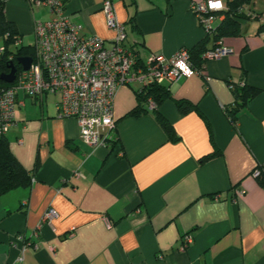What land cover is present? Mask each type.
<instances>
[{"label": "crops", "instance_id": "0c3cea01", "mask_svg": "<svg viewBox=\"0 0 264 264\" xmlns=\"http://www.w3.org/2000/svg\"><path fill=\"white\" fill-rule=\"evenodd\" d=\"M63 1L84 35L110 46L103 0ZM111 1L137 61L153 52L170 56L206 36L192 0ZM248 7L261 16L240 34L209 35L207 49L221 41L230 54L206 60L202 74L181 64L182 76L167 86L171 98L158 111L176 141L148 101L138 116L126 115L138 103L139 82L118 88L112 139L97 147L81 141L76 119L57 117L59 93L17 95L22 104L5 137L32 181L0 195V264H11L26 242L20 264H264V186L251 174L264 163V0ZM4 14L20 42L34 36L36 21L50 18L31 0H6ZM242 83L259 92L233 124L225 113L235 102L230 85ZM173 99L197 111L181 114ZM215 149L220 153L204 159ZM48 208L56 211L50 225L42 221ZM186 234L192 240L181 251ZM19 235L27 239L14 242Z\"/></svg>", "mask_w": 264, "mask_h": 264}, {"label": "built area", "instance_id": "2783aa9c", "mask_svg": "<svg viewBox=\"0 0 264 264\" xmlns=\"http://www.w3.org/2000/svg\"><path fill=\"white\" fill-rule=\"evenodd\" d=\"M31 2L36 7L47 8L50 18L34 24L36 53L29 68L17 71L10 86H0V137L16 124L15 110L22 104L17 100L19 93L30 97L59 93L57 117L76 119L78 137L87 146L105 145L111 141L109 133L115 129L113 105L119 87L132 82H139L141 89L154 83L170 85L182 76L181 64L192 68L186 48L178 49L170 56L153 52L145 60L137 61L136 50L124 44L126 30L118 21L111 0H103L101 4L106 26L114 32L110 47L105 46L104 39L97 35H84L81 27L65 14L63 0ZM189 9L204 32L211 34L224 18L227 6L224 0H192ZM242 10L251 18L255 16L247 6ZM231 52L232 49L218 41L201 57L204 61L219 59ZM148 104L149 108H154L151 99ZM251 174L255 178L264 175V163ZM75 175L79 176V173ZM55 216L56 211L48 208L42 221L50 225ZM25 239V235H19L13 241L23 243ZM191 240L189 234L184 235L179 249L184 251ZM26 246L27 242L21 245V253L11 264H20Z\"/></svg>", "mask_w": 264, "mask_h": 264}, {"label": "trees", "instance_id": "16d2710c", "mask_svg": "<svg viewBox=\"0 0 264 264\" xmlns=\"http://www.w3.org/2000/svg\"><path fill=\"white\" fill-rule=\"evenodd\" d=\"M6 0H0V37L2 39V51L0 52V73L8 72L7 65L14 63L17 71L21 69L17 63V58L21 56H31L35 58V46L34 44L22 45L20 36L13 22L9 21L4 14V4ZM227 6V10L224 11V18L221 20L217 28L212 34L214 40L220 39L224 36H234L240 34L242 25L248 20H259L261 14L255 12L253 18L245 15L242 10L243 7L250 5L253 0H224ZM249 8V7H248ZM130 22L134 21L132 16L129 19ZM262 28V26H260ZM206 34L205 38L196 43L193 47L189 48L190 61L192 68L199 70L200 74L203 73L204 60L202 54L207 50V43L209 41V35ZM18 42V43H16ZM134 50V47L131 46ZM212 49V48H211ZM137 55V51H134ZM11 83H6L0 79V86L8 87ZM169 84H151L142 88L137 93V105L130 110L127 116H138L141 112H144L142 104L144 101L151 99L154 103L152 112L160 127L163 129L166 137L170 141H176L178 136L174 131L173 126L168 120L162 116L158 111V106L166 99L171 98V94L167 88ZM234 94V104L226 108L225 113L230 119L231 123H236V116L238 111L246 104L248 100L253 98L259 90L253 86L242 85L231 87ZM173 102L177 110L181 114L188 113L192 110L197 111V106L184 99H173ZM118 141H113L115 146ZM220 151L215 149L212 153L204 157L207 159L211 156L219 154ZM203 159V160H204ZM257 179L264 186V175L258 176ZM32 177L28 170H26L22 164L16 159L11 152L9 142L4 136L0 137V195L7 193L8 191L17 187H27L31 185Z\"/></svg>", "mask_w": 264, "mask_h": 264}, {"label": "water", "instance_id": "95a60500", "mask_svg": "<svg viewBox=\"0 0 264 264\" xmlns=\"http://www.w3.org/2000/svg\"><path fill=\"white\" fill-rule=\"evenodd\" d=\"M31 62V56H21L17 58V63L20 65L22 70H27ZM7 68L9 69V71L5 73H0V79L6 83H12L15 79L17 68L14 63H9L7 65Z\"/></svg>", "mask_w": 264, "mask_h": 264}, {"label": "rangeland", "instance_id": "374dc122", "mask_svg": "<svg viewBox=\"0 0 264 264\" xmlns=\"http://www.w3.org/2000/svg\"><path fill=\"white\" fill-rule=\"evenodd\" d=\"M257 1H260V0H257ZM44 11H46V10L44 9ZM21 43H23V44H29V45L30 44H33L34 43V36L33 35H25L24 38L22 39V42ZM2 44H3L2 43V39L0 37V47L2 46ZM107 47H110V46H107Z\"/></svg>", "mask_w": 264, "mask_h": 264}, {"label": "snow or ice", "instance_id": "6c2138e0", "mask_svg": "<svg viewBox=\"0 0 264 264\" xmlns=\"http://www.w3.org/2000/svg\"><path fill=\"white\" fill-rule=\"evenodd\" d=\"M218 6V5H217Z\"/></svg>", "mask_w": 264, "mask_h": 264}]
</instances>
